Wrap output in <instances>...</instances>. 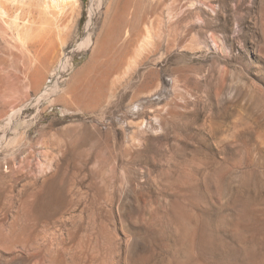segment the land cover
I'll list each match as a JSON object with an SVG mask.
<instances>
[{"label":"rangeland","instance_id":"obj_1","mask_svg":"<svg viewBox=\"0 0 264 264\" xmlns=\"http://www.w3.org/2000/svg\"><path fill=\"white\" fill-rule=\"evenodd\" d=\"M33 1L0 0V171L34 206L4 262L264 264V0H78L63 71L17 27Z\"/></svg>","mask_w":264,"mask_h":264},{"label":"bare ground","instance_id":"obj_2","mask_svg":"<svg viewBox=\"0 0 264 264\" xmlns=\"http://www.w3.org/2000/svg\"><path fill=\"white\" fill-rule=\"evenodd\" d=\"M27 6H28V9L26 10V13L21 14V15H24V18L22 20L25 21V23L24 22L19 23L21 21L15 22L16 24L19 23V25H20V26L17 25V27L23 28V26H21V24H24L26 29L25 28H23V29L27 30L26 35L28 37L34 36L33 38L35 40H38L37 42L44 49V54H45L44 56H46V59H44L45 60L44 63L46 66H48L50 64L51 60H55L57 62L59 70H61V71L65 70L66 69L65 67H66V58H67L66 55L67 54L64 51V46H63L64 44L63 43L65 40V37L68 34L69 24L71 23L69 21H71V19H72L71 18L70 20H68V18L71 15L67 16V17H65V15L67 14V12H69V10L73 11V13H74V7L78 6V0H37L36 3L34 2L32 5L27 4ZM1 10H2V7L0 5V14L2 13ZM34 13H36L37 16H35ZM169 15L171 16V14H169ZM167 16H168V14H167ZM172 16H173V14H172ZM19 18H21V17H19ZM17 19H18V16H17ZM168 19H170V18H168ZM150 22H151V20H150ZM161 22H162V20H161ZM144 26L145 25L143 24V29L136 35L135 40L133 42V45L131 46L130 56L127 57L128 60H127L126 65H125L126 68L124 69L123 75L121 78H124L125 76H127L133 70V68H135L137 66V64L140 63V61L143 60V58L146 55H148V53H150L152 51V49L155 47V45L161 39L162 29H161V26L159 24H150V25H147L145 27ZM36 38H38V39H36ZM89 43L90 42L88 39L84 40V42L82 41V43L79 47V50L82 49L83 47L89 46L90 45ZM152 53H153V51H152ZM146 58H148V57H146ZM46 66H44V67H46ZM29 80L32 83L31 85H33L35 87L38 84H40V82L42 80V75H40L38 73V71H35L33 76L29 78ZM55 90H56L55 84L52 87H46L44 89L43 95L45 96L48 92L49 93L55 92ZM11 125H12L11 121L7 122L8 127H11ZM17 171H19V170H17ZM37 171H38V175L40 174L43 176L46 169L40 168ZM20 172H22L21 169H20ZM14 173L17 174L16 171ZM10 174H12V172H10L8 170V168H6V169L4 168V171H0V186H1V188H3L2 189L3 192L6 193L4 195L5 197L3 196V199L5 198L4 203L2 202L3 206L1 205L3 207V211L1 210L2 211V218L0 220V252L7 253L6 255H9V259H7V260H9V261L10 260L16 261L17 258H20V259L24 258V260L28 261L29 259L27 258V255H28V252H30L29 249H31L30 248V246H31L30 236H33L32 232H31V235L29 234V226L32 225V224L29 225V221L31 222V220L33 219V218H31V220H30L31 214L33 215L32 212H33V207H34L31 203L32 201L30 202L29 199L31 196L33 197V195L28 191V189L26 187H23V190L21 191V195H19V196L15 195L14 196V194H12V193H13V186H14V180L15 179H12L11 177H13V176H10ZM22 175L24 176V174H22ZM23 176H22V179H23ZM44 185H45L44 182H41L40 188H39L40 192L45 191V190L43 191V189L45 188ZM37 194L39 195V197H37V198H41L40 196H43V195H40L39 193H37ZM16 196H18V197H16ZM43 198H45V196ZM36 201H37V199H36ZM37 203H38V201H37ZM45 204H46V202H45ZM45 207H46V205H45ZM39 208H34V209L39 210ZM0 209H1V207H0ZM44 210H41V212L43 213ZM10 211L12 213L11 215L9 213ZM38 212H37V216L39 215ZM8 216L10 219L9 222L7 221ZM33 217H34V215H33ZM43 218H41V219H43ZM38 219H37V221H38ZM20 220L22 222V225H21V231L22 232H21V234L20 233L17 234V225H18V229H19L20 228V226H19ZM45 223H46V221H44V224H42L41 222H38V225L39 224L45 225ZM42 229L43 228H41V230ZM32 231H33V229H32ZM44 233H45V231H44ZM46 234H40V236L43 235L41 237L42 240H43L44 235H46ZM43 241H45V240H43ZM45 244H43V245L45 246ZM18 245H19V248H21V250H19V251L16 250V248H15ZM43 245H42V247H43ZM45 247H48V246H45ZM40 249H41V247H40ZM42 249L44 250V248H42ZM6 255H3V256L6 257ZM3 256H2V254H0V264H6L7 263V261L4 262V259H2ZM21 260H22V262L24 261L23 259H21ZM18 263H20V262H18ZM25 263H23V264H25ZM7 264H9V263H7Z\"/></svg>","mask_w":264,"mask_h":264}]
</instances>
